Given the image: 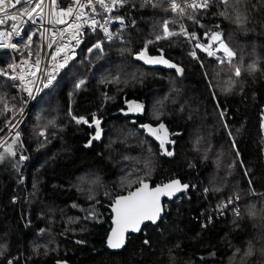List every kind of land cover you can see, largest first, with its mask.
I'll list each match as a JSON object with an SVG mask.
<instances>
[{
	"label": "trees",
	"instance_id": "obj_1",
	"mask_svg": "<svg viewBox=\"0 0 264 264\" xmlns=\"http://www.w3.org/2000/svg\"><path fill=\"white\" fill-rule=\"evenodd\" d=\"M120 12V38L88 30L79 58L2 149L16 155L1 156L0 264H264V0H213L182 15L165 1L127 0ZM164 21L176 32L185 21L197 42L221 33L240 77L200 49L194 58L183 35L157 40ZM97 43L103 51L89 52ZM145 45L183 73L136 59ZM9 61L1 52L0 68ZM0 95L16 106L0 111L9 119L19 91L2 75ZM129 101L142 110L126 112ZM147 123L166 125L169 151L140 127ZM172 179L190 189L165 202L161 222L123 251L106 249L115 198L141 180Z\"/></svg>",
	"mask_w": 264,
	"mask_h": 264
},
{
	"label": "built area",
	"instance_id": "obj_2",
	"mask_svg": "<svg viewBox=\"0 0 264 264\" xmlns=\"http://www.w3.org/2000/svg\"><path fill=\"white\" fill-rule=\"evenodd\" d=\"M161 1H165L170 7L169 0ZM211 1L213 0H209V2ZM186 2L191 3V0H177V3L182 5ZM80 3H85V0H80ZM105 3L110 10L100 7L94 0L95 13L88 6L80 7L76 0H27V3L16 5L15 9H10L22 12L35 8L36 11L32 13L31 19L28 15L17 16L18 35L0 36V53L6 52L10 56L9 63L1 67L0 72L8 73V75L2 76L10 80L13 86L18 89L20 98L19 108L9 119L4 118L0 123V150L13 140L21 138V129L34 110L42 92L53 87L61 72L79 58L88 30H97L106 39H109V34L111 39L120 38L121 33L128 26L127 17L120 12L126 6L127 0H118L115 6H113L112 0H105ZM37 5L39 6L37 7ZM69 7L73 9L72 15H62V12H66ZM93 19L97 24L92 23ZM61 20L63 22H60ZM11 23L12 21L6 20L3 25H0V32H11ZM98 25H102V27ZM181 25L189 33H195L198 37L197 32H194L185 21L180 22L179 31H181ZM105 28L107 32L104 31ZM186 38L190 43L191 52H196V57L199 56V49L195 47L196 43L207 42L214 46L219 44V41L213 42L209 37L201 42L190 37ZM221 40L228 46L222 34ZM218 54L223 55L222 52ZM59 64H64V67L58 68ZM8 65H13L14 68L10 69ZM20 76L24 77L23 81L18 79ZM49 76L55 77L51 84H47ZM11 77H17V79ZM25 87L29 89L31 95L24 91Z\"/></svg>",
	"mask_w": 264,
	"mask_h": 264
},
{
	"label": "snow or ice",
	"instance_id": "obj_3",
	"mask_svg": "<svg viewBox=\"0 0 264 264\" xmlns=\"http://www.w3.org/2000/svg\"><path fill=\"white\" fill-rule=\"evenodd\" d=\"M76 2L80 5V7L88 6L91 8L92 12H96V8L94 6V0H85V3H80V0H76ZM118 2V0H112L113 6ZM22 3H27V0H0V25H3L6 20L12 21L11 23V32H0V36H10L12 34H19V30L17 28L16 20L17 16H23L28 15L29 18H32V13L36 11L35 8L28 9L26 11L22 12H15L11 11L10 9H15L16 5H20ZM96 4H99L100 7L108 9V5L105 3V0H95ZM170 3V10L172 12H176L178 14H184L185 8H191L193 11H198L200 9H206L209 6V0H191V3H185L180 4L177 3V0H169ZM39 5H37L38 7ZM73 9L69 7L66 12H62V15H72ZM79 18V16H78ZM191 18V16L189 17ZM237 20H240L239 14H237ZM60 22H63L62 20ZM92 23L95 25L97 22L93 19ZM169 22L164 21L163 23V29L162 34L157 36V40L161 39H168L172 36L176 35H184L185 37H190L193 40H199V37L196 36L195 33H189L183 25H181V31H170ZM102 27V25H98ZM105 32H107V29H104ZM207 35V34H205ZM109 39H111V35L108 36ZM209 39L213 42L219 41L218 46H214L210 43H196L195 47L206 52L209 57H215L217 59V62L220 64L227 63L230 66V70L234 69V75L236 77H240L241 75V69L240 67L236 66L233 63V57L234 53L233 51L221 40V33L219 32H213ZM29 40H31V37H29ZM151 43V41L149 42ZM12 47H15V45H12ZM93 48L103 51L102 45L100 43H97L93 45L92 48H89L88 51L91 52ZM147 45L141 51L136 53V59L143 60L145 63L148 64H163L166 65L169 68H173L176 70L177 73L182 74L183 68L179 67L176 64L171 63L167 59H165L162 55L158 56H149L147 55ZM222 52L223 55L218 56L217 54ZM194 58L196 57V52L193 51L190 53ZM66 63V59H65ZM58 68H63L64 64H59L57 66ZM8 68H14L13 65H8ZM255 69V63L249 65V70ZM0 75H8L7 72H0ZM12 79H17V77H11ZM19 80L23 81L24 77L20 76L18 77ZM55 79L54 76H49L47 78V84H51L52 80ZM45 85V87L47 86ZM82 84H84V81L81 80L76 87H80ZM231 87L227 89V91H230ZM25 92H28L29 95H31V92L27 87L24 88ZM0 105H2V109L0 111H3L5 113L12 111L16 108L15 105L9 104V100L4 95H0ZM142 106L137 104L135 106V109L131 110H139ZM20 111L22 112L23 109L21 108ZM221 115L223 116L224 113L221 112ZM73 119L76 120L77 123H88V120L84 119L83 117H73ZM93 122L96 125V135L94 139H99L100 137V121L98 119H95L93 117ZM51 123V122H50ZM91 126V125H90ZM141 128L146 129L148 133L151 135L156 136V139L160 141V147L161 149H165V140L162 139L160 136L156 135V131L153 128L151 124H143L140 125ZM159 129L165 130V125L163 123L159 124ZM19 134L17 133V136ZM41 136L44 135V132L40 133ZM6 152H8L11 155H16L14 151H12L11 148L5 149ZM165 151H167L165 149ZM168 155H171V152H167ZM2 158V157H0ZM25 157L21 156L20 159H24ZM188 185H181L180 181L173 180L168 184L164 185H157L155 187H150L148 183L144 182L143 180L139 181L138 186L135 188L134 191H129L126 195H118L114 203L112 205V211L115 213V219L114 224L116 227L113 229L111 235L108 237V245L111 248H120L123 245L124 240V233L128 230L132 231H139L140 226L145 221H152L155 222L157 217H159L161 212V197L168 196L171 197L176 192L181 191L182 189H187ZM232 201L230 200L229 203ZM9 264H12L11 261H9Z\"/></svg>",
	"mask_w": 264,
	"mask_h": 264
},
{
	"label": "water",
	"instance_id": "obj_4",
	"mask_svg": "<svg viewBox=\"0 0 264 264\" xmlns=\"http://www.w3.org/2000/svg\"><path fill=\"white\" fill-rule=\"evenodd\" d=\"M173 180H178L180 181V184L181 185H188L187 183H183L180 179H172L168 182H165L163 184H158V185H164V184H168L170 183L171 181ZM146 183L149 184L150 187H155L157 185H154L152 181H144ZM190 189V186L188 185V188L187 189H182L181 191L179 192H176L174 195H172L171 197H168V196H164V197H161V201H160V204H161V212H160V215L159 217H157V219L155 220V222H152V221H145L144 223L141 224L140 226V230L139 231H132V230H128L127 232L124 233V240H123V245L120 247V248H111L109 247L108 245V237L111 235L113 229L116 227V225L114 224V219H115V213L112 211V205L109 206V209H110V212L112 213V218H111V228H110V231L107 235V238H106V244H105V247L106 249L110 250V251H113V252H120V251H123L129 241V238L132 236V235H138L142 232L143 228L152 223V224H158L161 222V220L164 218V215H165V202L166 201H175L177 199H179L181 197L182 194H184L185 192H187L188 190ZM135 190V189H134ZM132 190V191H134ZM127 194V193H126ZM126 194H123V195H126ZM114 203V202H113Z\"/></svg>",
	"mask_w": 264,
	"mask_h": 264
},
{
	"label": "rangeland",
	"instance_id": "obj_5",
	"mask_svg": "<svg viewBox=\"0 0 264 264\" xmlns=\"http://www.w3.org/2000/svg\"><path fill=\"white\" fill-rule=\"evenodd\" d=\"M170 31H175V30H171V29H169ZM147 55H149V54H147ZM149 56H158V55H149ZM165 58V57H164ZM165 59H167V58H165ZM168 60V59H167ZM168 61H170V60H168ZM171 62V61H170ZM171 63H173V62H171ZM137 104H139V105H141V103L140 102H138V101H129V104H128V108L125 110L126 112H136V111H141L142 110V108L141 109H139V110H131V109H135V106L137 105ZM142 106V105H141ZM44 111H46V110H44ZM4 116H0V123L1 122H3V120H4ZM147 124H151L152 126H153V128L155 129V131H156V135H158V136H160L162 139H164L165 140V149L167 150V151H169L168 150V147H167V145L169 144V143H171V142H173L172 141V138H171V133L169 132V130H168V128L166 127V125H165V129H166V131L165 130H161V129H159V124L160 123H158V124H153V123H147ZM263 125H264V111H263ZM147 131V130H146ZM96 135V134H95ZM100 135H101V128H100ZM154 136V135H153ZM155 138H156V136H154ZM7 148H11L12 149V147L11 146H9V147H7ZM6 148V149H7ZM164 149V150H165ZM3 151H5V150H2V152L0 153V157L3 155ZM2 161H4L2 158H0V163L2 162Z\"/></svg>",
	"mask_w": 264,
	"mask_h": 264
},
{
	"label": "bare ground",
	"instance_id": "obj_6",
	"mask_svg": "<svg viewBox=\"0 0 264 264\" xmlns=\"http://www.w3.org/2000/svg\"><path fill=\"white\" fill-rule=\"evenodd\" d=\"M2 152V151H1Z\"/></svg>",
	"mask_w": 264,
	"mask_h": 264
}]
</instances>
